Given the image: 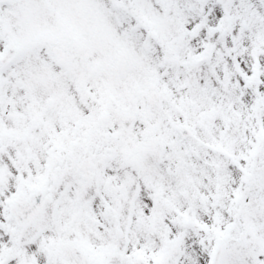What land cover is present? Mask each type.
<instances>
[{
	"label": "snow or ice",
	"instance_id": "6c2138e0",
	"mask_svg": "<svg viewBox=\"0 0 264 264\" xmlns=\"http://www.w3.org/2000/svg\"><path fill=\"white\" fill-rule=\"evenodd\" d=\"M0 264H264V0H0Z\"/></svg>",
	"mask_w": 264,
	"mask_h": 264
}]
</instances>
